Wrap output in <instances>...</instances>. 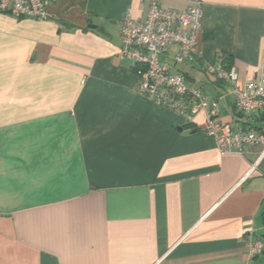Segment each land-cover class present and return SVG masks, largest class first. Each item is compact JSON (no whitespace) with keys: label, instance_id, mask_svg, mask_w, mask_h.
<instances>
[{"label":"crops","instance_id":"obj_1","mask_svg":"<svg viewBox=\"0 0 264 264\" xmlns=\"http://www.w3.org/2000/svg\"><path fill=\"white\" fill-rule=\"evenodd\" d=\"M201 2L200 61L177 69L217 103L214 119L264 142V109L238 112L231 84L205 70L225 53L239 84L253 79L264 0ZM149 3L62 0L50 20L0 13V264H264L247 244L264 235V143L223 152L204 110L187 124L143 98L118 24Z\"/></svg>","mask_w":264,"mask_h":264},{"label":"built area","instance_id":"obj_2","mask_svg":"<svg viewBox=\"0 0 264 264\" xmlns=\"http://www.w3.org/2000/svg\"><path fill=\"white\" fill-rule=\"evenodd\" d=\"M62 0H0V13L15 18L50 20L52 5ZM201 0H191L183 9L161 6L159 0H150L144 18H133L126 13L119 22L120 55L132 62L139 93L149 101L164 106L183 117L186 123L204 110L208 124L204 128L219 150L241 153L244 144H263V136L251 128L233 127L213 118L215 101L206 107V97L199 88L189 87L178 64L198 63L201 55L196 50L197 34L201 28ZM264 31V30H263ZM264 41V35H263ZM217 80L232 86L233 106L242 113L264 109V47L261 64L253 79L238 83V73L233 65L228 69L217 62L205 67ZM264 153V150H263ZM254 166L250 169L252 172ZM248 254L252 258L263 249L262 240L247 236Z\"/></svg>","mask_w":264,"mask_h":264},{"label":"trees","instance_id":"obj_3","mask_svg":"<svg viewBox=\"0 0 264 264\" xmlns=\"http://www.w3.org/2000/svg\"><path fill=\"white\" fill-rule=\"evenodd\" d=\"M216 58H217V62H219L223 66V68H225V69H228L233 64V60L230 57V55H227L225 53H220ZM219 81H223V80H219ZM238 112H240V111H238ZM260 238H261L260 240H262V242H263V249H262V251H260V254L255 255L252 258H257L260 256L264 257V235H262Z\"/></svg>","mask_w":264,"mask_h":264},{"label":"water","instance_id":"obj_4","mask_svg":"<svg viewBox=\"0 0 264 264\" xmlns=\"http://www.w3.org/2000/svg\"><path fill=\"white\" fill-rule=\"evenodd\" d=\"M88 28H90V29H94V30H97L98 32H101V33H104V29H103V27H101V26H97L96 24H92V23H90V24H88ZM194 131H195V129H194ZM193 131V132H194Z\"/></svg>","mask_w":264,"mask_h":264},{"label":"rangeland","instance_id":"obj_5","mask_svg":"<svg viewBox=\"0 0 264 264\" xmlns=\"http://www.w3.org/2000/svg\"><path fill=\"white\" fill-rule=\"evenodd\" d=\"M184 65H185V64H178V65H176V68L181 69L182 67H184Z\"/></svg>","mask_w":264,"mask_h":264}]
</instances>
